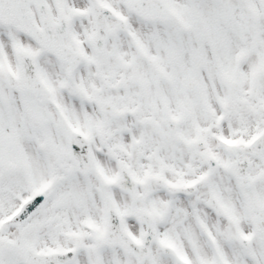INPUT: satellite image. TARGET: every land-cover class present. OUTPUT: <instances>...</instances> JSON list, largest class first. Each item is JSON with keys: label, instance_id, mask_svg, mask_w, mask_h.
<instances>
[{"label": "snow or ice", "instance_id": "obj_1", "mask_svg": "<svg viewBox=\"0 0 264 264\" xmlns=\"http://www.w3.org/2000/svg\"><path fill=\"white\" fill-rule=\"evenodd\" d=\"M0 264H264V0H0Z\"/></svg>", "mask_w": 264, "mask_h": 264}]
</instances>
